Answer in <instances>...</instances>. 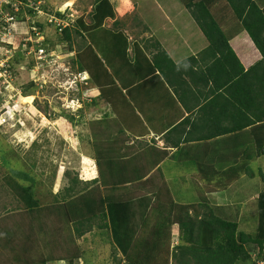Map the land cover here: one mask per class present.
<instances>
[{"label":"crops","instance_id":"crops-1","mask_svg":"<svg viewBox=\"0 0 264 264\" xmlns=\"http://www.w3.org/2000/svg\"><path fill=\"white\" fill-rule=\"evenodd\" d=\"M162 18L160 27L146 28L141 38L110 29L101 23L81 34L84 37L83 44L78 50L70 51V54L74 53V58L81 61L82 69H77L88 80L86 89L90 103L86 104L87 110L92 116L95 115L87 124L88 133L81 139L85 146L91 148V152H77L81 159L72 176H83L78 184L80 192L96 186L102 192V179L112 180L127 175L133 176L136 182L145 180L146 177L139 179L141 176H160L167 183L170 180L168 176H201L195 160L201 161L203 152L206 158L205 153L209 156V152L213 151L216 157L209 171L216 170L219 176H226L232 168L237 167L238 171L234 174L239 179L218 189L193 180L203 190L202 195L198 194L200 200L197 198L193 203L206 201L218 213H244L231 201L233 194L242 192L244 186L255 182L256 169L257 174H261L259 178L264 181V161L260 162L264 155L245 160V150L250 153L255 151L248 134L249 127L240 131L235 127L256 122L254 120L259 111L263 120V68L257 74L242 78L240 84L233 88L236 94L234 91L229 92L227 89L232 81L224 69H218L215 64L219 54L210 49L194 21L190 18L178 28L171 25L163 13ZM229 46L244 71L262 59L246 32L231 38ZM93 54L97 57L107 55L111 60L110 65L119 73L127 71L129 65L133 67V76H129L132 81L123 80L122 83L121 80L119 83L107 67L103 66L107 70L105 73L103 68L95 64ZM238 69L236 66V71ZM208 70L217 75L214 81L209 77ZM87 110H78L77 113L81 111L88 117ZM76 127L69 124L73 131ZM236 133L243 134L241 141H236ZM103 135L105 139H102ZM179 138L182 143L174 145ZM184 139L189 141L185 142ZM163 151L164 159L152 167L154 159L161 158ZM235 151L241 152L235 155ZM36 154L35 159L40 163L43 159L39 153ZM141 155L145 158L136 160ZM185 155L186 159L183 157ZM125 160L131 162L126 169L122 168ZM147 167L149 169L144 173ZM93 168L94 172H90ZM248 173H252L253 177H249ZM86 179L89 184L85 182ZM154 179L157 181V177ZM125 186L136 196L150 195L145 187ZM254 188L258 189L250 192V198L253 199L264 190V185L259 183ZM53 194L61 197L60 191ZM234 204L236 206L232 207ZM226 206L229 208H224ZM134 207L137 211L138 204Z\"/></svg>","mask_w":264,"mask_h":264},{"label":"rangeland","instance_id":"rangeland-1","mask_svg":"<svg viewBox=\"0 0 264 264\" xmlns=\"http://www.w3.org/2000/svg\"><path fill=\"white\" fill-rule=\"evenodd\" d=\"M44 1L48 7H51L49 8L50 10L58 8L80 18L75 28L78 29V31L80 29L82 33H86V31L89 30L88 28L94 23L96 13L99 11L105 13V17L102 21L103 26L110 29H117L121 32L123 31L126 34L129 33L135 38H141L146 28L160 27V23L163 20L162 13L169 18L171 25L178 28L180 24L183 25L190 21L188 13L182 7V3L179 0ZM48 36V38H50L51 47L56 48L60 56H58L54 65H46L43 69L39 70V74L37 73L38 79L42 83L41 87L33 85V83H28L30 78L27 70V67L30 66L28 59L22 58L19 60L24 68L18 72V80L12 85L16 91H18L21 86V91L23 94L27 95L20 99L23 107H27V111L24 110V113L20 112L21 115L19 116H12V120H16L15 123L12 122L4 126L0 125V217L3 218V221L6 219L8 224L15 221V218H11V216H14V212L23 210L24 204L26 203L25 200H23L24 197L20 192V187H16L11 179L23 185H29L30 183L34 184V194H36L34 198L40 200L41 207H35V212H33L35 220L33 222L36 225L38 223L42 224L41 222H45L47 216L42 208L43 205L50 204L53 201V196L51 197V195L59 191L63 195L64 190L72 184L71 181L73 178L81 182L83 176H72L73 171L77 169L76 165H78V160L81 159L77 155V152L87 154L89 150L91 152V148L85 146L84 142L81 141V139L84 138V134H87L89 131L88 128H86L88 127L87 124H90L91 118L95 117V115H91L90 110H87L86 104L90 103V101H88L89 97L87 96L88 90L86 89L88 86L83 83L79 85L75 83V78L78 76L75 74L78 73L76 70V66L78 65L73 61L74 53L71 52L72 55L70 53L64 54L71 46L72 50H78L84 42V37L81 34L73 33L71 42L70 40H66L65 43L61 35H56L53 29L49 31ZM61 38L62 40H60ZM98 58L99 60L96 59L95 64L103 68L105 73L107 70L104 67H107L108 70H110L109 73L112 72L118 82L121 80L122 83L123 80H127L126 82L132 81L130 77L133 76V72L131 71L133 67L129 64L127 71L124 72L122 70L121 72L123 73H119L115 67L110 65L111 60H109L107 55L104 54L98 56ZM121 66H124V64ZM91 82L95 85L92 80ZM22 92L21 95H23ZM3 95L2 98H0V103L5 99ZM15 95L16 98H18L17 94ZM16 98L14 97L13 99ZM5 100V105H11L10 103L12 102H9L8 98ZM62 106H65L63 107L65 109H63ZM77 109L82 110V112L85 109L89 111L88 117L84 116L81 111L80 114L77 113ZM23 116L25 118L24 120ZM69 124L71 126L77 125L74 131L69 128ZM101 137L105 139L106 136L103 135ZM71 147H73L75 151ZM36 153H39V156L43 159L40 163L35 159ZM263 161L264 156L260 159V162L263 163ZM262 163L259 165L261 166ZM262 169H264V167ZM17 170L25 171L26 173L30 172V177L34 179L31 181L26 180L25 176L18 175L19 172H16ZM90 172H94V168L91 169ZM255 173L257 175L255 182H251L248 186H244L241 189L242 192L233 194L231 200L237 204L238 208H242L241 212L244 213H235L234 211L230 213H218L215 211L218 217L224 220L237 222L238 230L250 234L255 233L254 230H252L254 229L252 226L255 223L257 211L254 199L250 198V192L258 189L254 188V186L257 187L259 183L260 185H264V181H261L259 178L261 174H257V169ZM37 174H40V176H37ZM168 177H170V180L167 182V185L170 189L172 198L176 202L193 203L197 200L198 194H203V190L199 189L193 182V180H198L195 176ZM154 178L151 177V179L154 180L153 184L158 186L161 179L158 178L157 181H155ZM86 180L85 182L89 184L90 182H88V179ZM199 184L205 185V183L201 181ZM214 187H216V189L219 188L218 185ZM149 194L150 195L147 194L148 196H144L143 199L145 200L148 198V201H154V195L151 193ZM34 198L32 197L33 200ZM200 198H198V201ZM202 200L203 199H201V201ZM242 202L244 204L246 203L245 207L244 204L241 205ZM142 204L144 205L145 201H143ZM236 204L232 205V207H235ZM103 207V210L105 209L109 216L107 222L110 223L108 224L107 230L93 229L78 237L74 236L72 231L68 229V226L71 227L70 224L61 222L59 224V226H61L60 229L57 230V228H55V235L47 237V239H45L46 242H44L42 238L37 239L38 246L32 252V257L37 263L33 264H41V262H39L41 257L46 260L44 264H118L121 261L126 262V257H129V247L127 246V248L126 245L127 243L131 245L133 240L130 238L132 235L130 236L128 233L119 235L120 231H118L116 224L112 222L116 221V216L118 215L111 214L114 206L107 204ZM148 208L149 207H147V209ZM224 208H229V206ZM144 209L146 208H137V215L133 219L132 230L133 228L136 229V235L139 231V224L144 218L142 212L144 211L145 213V211H147V209ZM161 209L164 218L161 223H167V218L171 220L168 205L166 204ZM200 210L202 211L203 208ZM166 227L167 225H165V228ZM165 231L166 233L168 232V237L164 238L161 241L162 245L158 246V248H162L151 249L149 254L142 253V255H139L138 259L142 261V264L153 263V261L156 262V264H177L176 260L171 255L173 253L177 254V245L183 243L181 231L179 230V226L173 223H171ZM156 238L157 237L154 236L148 238L150 246ZM123 239H125L127 243H124ZM247 247L250 251L251 258L240 264H264L263 259L255 261L258 254L262 255L264 250L262 253H258L255 245L250 244L247 245ZM7 249V247H0V264H17L10 260L9 255L11 254H8L9 252ZM123 249H125L126 252H124ZM73 254L79 257L72 259L71 263H69L68 261ZM141 257H144V260H142Z\"/></svg>","mask_w":264,"mask_h":264},{"label":"trees","instance_id":"trees-1","mask_svg":"<svg viewBox=\"0 0 264 264\" xmlns=\"http://www.w3.org/2000/svg\"><path fill=\"white\" fill-rule=\"evenodd\" d=\"M179 1L184 6L190 18L194 21L196 27L202 32L208 45H210V49L219 54V58L215 63L216 67H218V69L219 67L220 69H224L225 73L232 81L227 91H234L236 94L233 88L240 84V80L250 77L252 74H257L262 68V76L264 75V0ZM104 17L105 13L100 11L96 13L97 20L91 24L90 29L100 26ZM79 21L80 18H77L73 27H66L62 30L61 37L63 41L66 42V40H70L71 42L73 33L79 35L83 34L80 29L78 31V29L75 28ZM241 32H246L248 34L254 46L262 56V59L247 71H244L236 55L229 46V40L239 35ZM62 38L60 40H62ZM71 47L68 48L69 51H72ZM93 56L95 59L99 60L94 54ZM73 61L77 63V67L81 70V61H78L76 57ZM236 66L239 68L238 71H236ZM208 72L209 77L214 81L216 74L211 70H208ZM261 89L264 92V86H262ZM261 89H259V91H261ZM253 106L255 107V104ZM261 118L262 114L261 111H259L254 120L256 122H252V124L251 122H247L245 126L235 127L238 128L239 131L245 127H249L248 134L254 145L255 151L250 153L248 150H245L243 153L245 160H253L264 155V109L263 120ZM257 122L258 124H255ZM242 135V133L234 134L236 141H241ZM234 136H231L233 140H235ZM183 141L188 142L189 140L184 139ZM180 143L182 142L179 138L174 145L177 146ZM240 152L241 151H235L234 153L235 155H239ZM162 153L163 155L161 158L158 157L154 159L151 165L152 167H156L159 161L164 159L165 152L163 151ZM203 153L201 161L195 160L197 171L201 175L196 176V178L199 177V182H204L205 185L209 184L223 187L226 183L229 184L239 179V176L234 174L238 171V169H236L237 167L232 168L230 174L226 176L224 174L219 176L220 174L217 173L216 170L210 172L209 169L212 168L211 163H213L216 153L210 151L209 156L205 153L207 155L206 158H204ZM183 157L186 159V155ZM143 158L145 157L141 155L140 157H136V160L139 161ZM204 159H206V161ZM130 163L131 162L128 160H125L124 163H122V168L126 169V166ZM241 168H244V166H241ZM148 169L147 167L144 173L147 172ZM16 172H19L18 175L25 176V179L28 181L34 179L30 177V172L26 173L25 171L18 170ZM248 174L250 175L249 177H253L251 176L252 173ZM142 177H146L145 180H139L138 182L135 181L136 179L133 176L129 175L119 176L118 179L112 180L102 179V192L98 186L94 188L87 187L80 192L78 189L79 181L73 178L71 181L72 184L64 190V194L62 195L60 193L61 197H59V195H53V201L50 204L43 205L42 209L44 213L47 214L46 221L41 222L42 224L38 223L37 225L33 222L35 220L33 212H35V207L40 208L41 206L40 200L34 198L36 196V194H34V184L30 183L29 185H23L11 179L16 187H20V192L23 194L24 199L22 196L21 197L26 203L24 204L23 210L14 212V216H11V218H15L13 223L8 224L6 219L3 221V218L0 217V247L8 248V254H11L9 255L10 260L14 263H37L32 257L33 250L38 246L37 239L42 238L44 239L43 241L46 242L45 239H47V237L55 235V228H57V230L60 229L61 226H59V224L61 222L70 224L71 227L68 226V229L72 231L74 236L78 237L93 229L107 230L110 222H107L109 216L105 209L103 210V206L110 204L114 206L112 213L109 210L110 213L115 215L118 214L116 216V221L112 222L116 224L118 231L121 232H119V235H122V233H128L130 236L132 235L130 238L133 240L131 245L123 239L124 243H127V245L125 244L126 247H129V257H126V263L128 264H142V261L138 259L139 255H142V253L149 254L151 249L162 248H158V246L162 245L161 241L168 237V232L166 233L165 230H167L171 223L179 226L183 241V243L177 245V254L173 253L171 255L176 260L177 264H240L251 258L247 245H255L258 253H262L264 250V190L254 198L257 211L255 215L256 220L253 225L254 229L252 230H254L255 233L250 234L238 230L237 222L224 220L218 217L214 209L205 202H173L170 189L165 181L161 180L158 186L153 184L154 181L151 177L156 178L157 176H141L139 179H142ZM158 178H160V176L157 177V179ZM125 185H132L131 187H145L150 191L149 193L154 195L155 200L151 201L149 199L150 201H148V198L144 200V196H136L132 191H129ZM143 201H145L144 205L146 206L142 204ZM136 203L138 204V209H141V207L147 209V207H149L145 213L144 211L142 212L144 218L139 224L137 235L136 229L133 228L132 230L133 219L138 212L134 207ZM166 204L171 214V220L167 218V223L163 222V224L161 223L164 219L161 208ZM201 208H203L204 211H201ZM165 225H167L166 228ZM152 236L157 238L150 246L148 238ZM123 251L126 252L125 249H123ZM78 257L79 256L76 254H73L68 262L71 263L72 259ZM141 258L144 260V257ZM258 259L264 260V252L262 255L258 254L255 261ZM39 262L44 264L46 260L41 257ZM118 264H120V262ZM149 264H156V262L153 261V263Z\"/></svg>","mask_w":264,"mask_h":264},{"label":"built area","instance_id":"built-area-1","mask_svg":"<svg viewBox=\"0 0 264 264\" xmlns=\"http://www.w3.org/2000/svg\"><path fill=\"white\" fill-rule=\"evenodd\" d=\"M76 19L70 12L50 10L44 0H0V98L4 94L3 97L12 102L5 105L4 99L0 103V125L9 124L12 116L26 110L20 102L21 86L16 91L12 85L24 68L19 60L28 59V83L41 87L37 73L46 65H54L60 56L57 49L51 47L49 31L53 29L55 34L61 35L64 28L74 26ZM77 75L84 79L81 73Z\"/></svg>","mask_w":264,"mask_h":264},{"label":"clouds","instance_id":"clouds-1","mask_svg":"<svg viewBox=\"0 0 264 264\" xmlns=\"http://www.w3.org/2000/svg\"><path fill=\"white\" fill-rule=\"evenodd\" d=\"M45 2V1H44ZM48 8H51L50 6L48 7ZM56 9H58V8H56ZM56 9H53V10H56ZM78 18V17H77ZM56 35H59V34H56ZM66 43V42H65ZM68 53H70V51L68 50L67 52H65V54H68ZM71 57V56H70ZM76 68H78L77 66H76ZM77 70V72L78 73H81V71L80 70H78V69H76ZM75 74H77V73H75ZM82 75V74H81ZM76 84H81V83H83L84 85H87V83H88V80H87V78H84V79H80V77L79 76H77L76 78ZM84 80H85V82H84ZM86 83V84H85ZM23 96H25L24 94L22 95V98H23ZM27 96V95H26ZM26 109V111H27V107L25 108ZM79 109H77V111H78ZM22 113V112H21ZM19 116V115H21L20 113H16V115H15V117L16 116ZM25 118H24V116H23V120H24ZM12 122H16V120H11L10 122H9V124H11ZM9 124H7V125H9ZM1 126H4V125H1ZM123 263H126L125 261L123 262V261H121L120 262V264H123Z\"/></svg>","mask_w":264,"mask_h":264}]
</instances>
